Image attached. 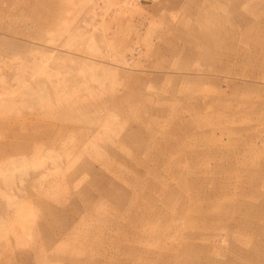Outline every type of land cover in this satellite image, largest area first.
Instances as JSON below:
<instances>
[{
  "label": "rangeland",
  "instance_id": "obj_1",
  "mask_svg": "<svg viewBox=\"0 0 264 264\" xmlns=\"http://www.w3.org/2000/svg\"><path fill=\"white\" fill-rule=\"evenodd\" d=\"M0 264H264V0H0Z\"/></svg>",
  "mask_w": 264,
  "mask_h": 264
},
{
  "label": "bare ground",
  "instance_id": "obj_2",
  "mask_svg": "<svg viewBox=\"0 0 264 264\" xmlns=\"http://www.w3.org/2000/svg\"><path fill=\"white\" fill-rule=\"evenodd\" d=\"M254 54H256V53H254ZM218 94H222V92H221V91H218V92H217V95H218ZM189 204H190V203H189ZM192 204H193V203H192ZM201 204H202V203H201ZM203 206H204V205H203ZM183 208H184V206H183ZM193 208H194V207H193ZM193 208H192V209H193ZM190 210H191V209H190ZM185 211H188V210H185ZM211 211H212V210H211ZM183 212H184V211H183ZM196 213H197V212H196ZM206 214H207V213H206ZM185 215H186V212H185ZM187 215H188V214H187ZM197 216H198V215H197ZM200 216H201V215H200ZM168 225H169V223H168ZM168 225H167V226H168ZM206 261H207V260H206Z\"/></svg>",
  "mask_w": 264,
  "mask_h": 264
}]
</instances>
